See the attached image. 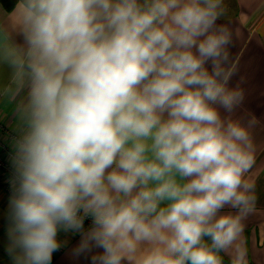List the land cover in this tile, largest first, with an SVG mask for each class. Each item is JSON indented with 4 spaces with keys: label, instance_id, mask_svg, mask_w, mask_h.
<instances>
[{
    "label": "clouds",
    "instance_id": "obj_1",
    "mask_svg": "<svg viewBox=\"0 0 264 264\" xmlns=\"http://www.w3.org/2000/svg\"><path fill=\"white\" fill-rule=\"evenodd\" d=\"M224 0H16L0 7V96L15 104L7 251L52 264L244 261L251 129L230 86ZM90 225L85 229V221Z\"/></svg>",
    "mask_w": 264,
    "mask_h": 264
},
{
    "label": "crops",
    "instance_id": "obj_2",
    "mask_svg": "<svg viewBox=\"0 0 264 264\" xmlns=\"http://www.w3.org/2000/svg\"><path fill=\"white\" fill-rule=\"evenodd\" d=\"M226 13L218 21L233 32L231 58L237 65L236 75L230 86L241 87L245 93L242 106L236 116L245 122L254 118L256 123L250 130L255 146V163L247 174L255 185V211L249 215L243 232L246 256L244 261L235 255L220 253L223 264H264V0H224ZM0 7H3L0 4ZM10 71L0 66V86L9 81ZM15 104L7 96H0V142L12 154L11 136L19 134V123L14 115ZM8 198L0 187V264H15L7 251ZM89 225L85 223V229ZM81 235L76 232H61L59 251L53 254L52 264H92L91 257L100 250L76 254Z\"/></svg>",
    "mask_w": 264,
    "mask_h": 264
},
{
    "label": "built area",
    "instance_id": "obj_3",
    "mask_svg": "<svg viewBox=\"0 0 264 264\" xmlns=\"http://www.w3.org/2000/svg\"><path fill=\"white\" fill-rule=\"evenodd\" d=\"M0 127H2L0 123ZM14 139V136H11ZM13 176V169L10 164L9 153L7 148L0 142V187L8 195H10V179ZM85 223L90 225V221Z\"/></svg>",
    "mask_w": 264,
    "mask_h": 264
},
{
    "label": "trees",
    "instance_id": "obj_4",
    "mask_svg": "<svg viewBox=\"0 0 264 264\" xmlns=\"http://www.w3.org/2000/svg\"><path fill=\"white\" fill-rule=\"evenodd\" d=\"M16 0H0V4L3 6L4 9L11 10Z\"/></svg>",
    "mask_w": 264,
    "mask_h": 264
}]
</instances>
